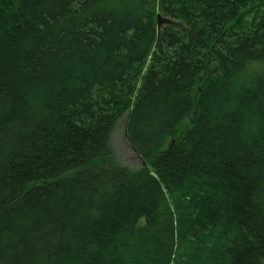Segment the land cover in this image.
<instances>
[{"label":"trees","instance_id":"1","mask_svg":"<svg viewBox=\"0 0 264 264\" xmlns=\"http://www.w3.org/2000/svg\"><path fill=\"white\" fill-rule=\"evenodd\" d=\"M0 264H264V0H0Z\"/></svg>","mask_w":264,"mask_h":264},{"label":"rangeland","instance_id":"2","mask_svg":"<svg viewBox=\"0 0 264 264\" xmlns=\"http://www.w3.org/2000/svg\"><path fill=\"white\" fill-rule=\"evenodd\" d=\"M127 118L123 117L117 124L112 135V144L119 160L130 167H139L143 160L132 147L126 134Z\"/></svg>","mask_w":264,"mask_h":264},{"label":"water","instance_id":"3","mask_svg":"<svg viewBox=\"0 0 264 264\" xmlns=\"http://www.w3.org/2000/svg\"><path fill=\"white\" fill-rule=\"evenodd\" d=\"M157 22H158V26H160V23H161V17L160 16H158V19H157ZM126 134H127V131H126ZM127 136V138H128V135H126ZM135 151H136V149H135ZM137 152V151H136ZM139 155V154H138ZM140 156V155H139ZM141 157V156H140Z\"/></svg>","mask_w":264,"mask_h":264}]
</instances>
